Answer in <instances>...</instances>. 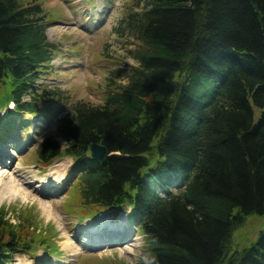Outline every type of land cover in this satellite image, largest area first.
<instances>
[{"label": "trees", "instance_id": "16d2710c", "mask_svg": "<svg viewBox=\"0 0 264 264\" xmlns=\"http://www.w3.org/2000/svg\"><path fill=\"white\" fill-rule=\"evenodd\" d=\"M132 1L122 25L141 44L137 66L123 85L107 78L103 105H72L56 128L65 149L46 136L38 160H72L80 217L129 213L147 245L137 264H264V231L242 250L231 245L246 217L264 215V0ZM45 24L39 4L0 0V106L14 105L2 132L61 100L36 90L58 50ZM94 142L111 154L103 162L90 157ZM1 216L0 264L50 249Z\"/></svg>", "mask_w": 264, "mask_h": 264}, {"label": "rangeland", "instance_id": "374dc122", "mask_svg": "<svg viewBox=\"0 0 264 264\" xmlns=\"http://www.w3.org/2000/svg\"><path fill=\"white\" fill-rule=\"evenodd\" d=\"M22 5L37 3L45 16L46 35L57 45L54 59L40 79L37 88L61 92L57 102L39 103L40 114L36 117L20 114L12 118L14 122L23 119L25 124H11L0 130L6 133L0 138V151L4 153L0 167L14 168L17 163L33 170L39 177L47 175L53 164H63L62 174L67 177L59 192L38 194L35 188H22L30 193L29 201L21 199L0 203L3 217L20 236L27 240H49L50 249L33 248V252L21 253L9 264H137L146 260L147 245L144 237L123 219L128 212L108 211L94 217H80L82 200L73 171L72 160L61 156L46 166L38 160L36 150L44 137L50 136L63 149L66 142L56 137L57 123L77 102L94 106L104 104L108 88V77L125 84L130 67L137 66L135 54L141 44L133 34L124 33L122 21L133 7L132 0H20ZM133 11V10H132ZM49 32V35L47 34ZM118 72L115 76L112 73ZM28 102L29 96H24ZM7 105L0 106V118L5 115ZM13 113V109L10 111ZM257 118V110L255 111ZM5 120H0L6 121ZM0 122V123H1ZM2 141V142H1ZM8 151H13L8 153ZM51 203L55 219L46 220L40 204ZM28 211V215L20 211ZM126 227H119L120 220ZM37 221L38 227L31 225ZM105 221L108 232L105 235H91L94 245L83 244L86 234L75 238L78 226L97 225ZM28 223L30 225H28ZM24 224V225H22ZM29 226L27 230L25 227ZM264 231V215L248 216L244 223L232 232V249L242 250L257 240ZM128 233V234H127ZM36 234V235H35ZM73 235V236H72ZM66 236L71 244L80 249L74 261L62 247ZM72 236V237H71ZM95 237V238H94ZM127 243V244H126ZM126 244V245H125ZM55 247V252L53 251ZM128 247V249H125Z\"/></svg>", "mask_w": 264, "mask_h": 264}, {"label": "bare ground", "instance_id": "6f19581e", "mask_svg": "<svg viewBox=\"0 0 264 264\" xmlns=\"http://www.w3.org/2000/svg\"><path fill=\"white\" fill-rule=\"evenodd\" d=\"M49 35V32L47 33ZM13 153V151H8ZM14 154V153H13ZM4 153L0 151V160L3 159ZM63 164L55 163L51 166L50 171L47 175L39 177L36 172L29 170L27 167L22 166L20 163L12 167H0V203L7 200L21 199L22 202H28L30 193L25 191L22 186H26L27 189L35 188L38 194L42 195L45 193L59 192L60 189H63V184L67 178L60 173L63 171ZM42 213L45 215L46 220L55 219L57 215L53 213L51 203H41L40 204ZM123 219L127 222V216ZM125 220H120L119 227H126ZM128 223V222H127ZM108 225L105 221H100L97 225L85 224L78 226L77 233L74 235L75 238H78L81 234H86V240L83 241V244L92 246L94 241L90 237L91 235H105L108 232ZM128 234V233H127ZM73 236V235H72ZM71 236V237H72ZM66 241L62 244L64 250L68 253V258L70 261H74L77 255L80 253V249L76 248L71 244V239L69 236H66ZM95 238V237H94ZM127 244V243H126ZM125 244V245H126ZM128 249V247H125Z\"/></svg>", "mask_w": 264, "mask_h": 264}, {"label": "water", "instance_id": "95a60500", "mask_svg": "<svg viewBox=\"0 0 264 264\" xmlns=\"http://www.w3.org/2000/svg\"><path fill=\"white\" fill-rule=\"evenodd\" d=\"M89 151L90 157L97 162H103L105 158L109 156L106 148L97 142L90 144Z\"/></svg>", "mask_w": 264, "mask_h": 264}]
</instances>
